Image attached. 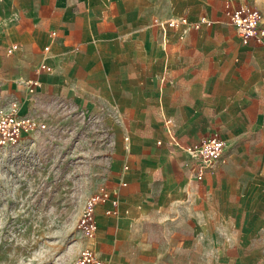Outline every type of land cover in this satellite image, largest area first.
<instances>
[{
  "label": "crops",
  "instance_id": "0c3cea01",
  "mask_svg": "<svg viewBox=\"0 0 264 264\" xmlns=\"http://www.w3.org/2000/svg\"><path fill=\"white\" fill-rule=\"evenodd\" d=\"M228 1L264 11V0H0V101L20 97L40 117L29 107L47 93L122 116L107 183L119 212L98 206L92 243L111 264H264V38L241 39ZM173 16L211 23L183 37L155 23ZM213 132L224 161L200 180L185 147Z\"/></svg>",
  "mask_w": 264,
  "mask_h": 264
},
{
  "label": "rangeland",
  "instance_id": "374dc122",
  "mask_svg": "<svg viewBox=\"0 0 264 264\" xmlns=\"http://www.w3.org/2000/svg\"><path fill=\"white\" fill-rule=\"evenodd\" d=\"M36 94L29 112L47 127L0 147V264H71L85 199L110 179L119 112Z\"/></svg>",
  "mask_w": 264,
  "mask_h": 264
},
{
  "label": "built area",
  "instance_id": "2783aa9c",
  "mask_svg": "<svg viewBox=\"0 0 264 264\" xmlns=\"http://www.w3.org/2000/svg\"><path fill=\"white\" fill-rule=\"evenodd\" d=\"M225 14L228 21L236 29L242 40L254 39L258 42L264 38V11L249 4H234L228 1L225 5ZM204 22L211 23L206 16H202L197 21H189L186 16H173L168 19L155 18V23L159 24L164 32L169 28H179L181 36L191 28H198ZM56 35V31H52ZM18 48V43H13L8 47V52ZM49 46L45 47V51ZM51 70L47 63H41L39 70ZM27 92L34 94L39 86L38 79L25 81ZM22 100L17 96H9L0 101V147L10 148L18 145L29 136L39 133L47 127L46 121L33 114L21 113ZM164 125L170 136L171 142L181 146L174 129L173 119L164 117ZM189 153V167L195 178L204 179L207 174L215 172L224 161L226 150V140L217 132L209 133L200 138L192 145L185 147ZM107 204L104 211L108 215H116L119 212L118 194L107 184L99 185L85 199L81 215L78 220V228L85 240L84 246L72 261L71 264H111V262L101 257L93 247V240L97 232V211L98 206Z\"/></svg>",
  "mask_w": 264,
  "mask_h": 264
}]
</instances>
